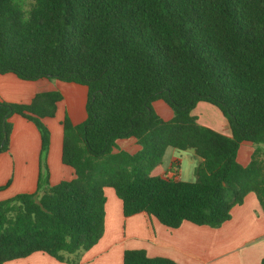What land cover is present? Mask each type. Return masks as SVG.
<instances>
[{
	"label": "trees",
	"instance_id": "16d2710c",
	"mask_svg": "<svg viewBox=\"0 0 264 264\" xmlns=\"http://www.w3.org/2000/svg\"><path fill=\"white\" fill-rule=\"evenodd\" d=\"M8 73L88 93L86 118L62 122L61 160L74 178L55 185L41 161L51 143L44 119L62 94L0 101V155L13 116L41 136L36 191L0 201V264L37 252L77 263L104 235L106 188L125 217L146 213L170 228H220L251 192L264 211V0H0V74ZM159 100L171 119L154 109ZM200 102L222 112L231 136L198 122ZM130 138L135 153L117 148ZM244 142L254 145L247 166L238 161ZM169 148L199 159L195 181L153 174ZM123 264L177 263L133 249Z\"/></svg>",
	"mask_w": 264,
	"mask_h": 264
},
{
	"label": "crops",
	"instance_id": "0c3cea01",
	"mask_svg": "<svg viewBox=\"0 0 264 264\" xmlns=\"http://www.w3.org/2000/svg\"><path fill=\"white\" fill-rule=\"evenodd\" d=\"M53 89V83L46 78L24 81L13 73L0 74V100L29 104L37 94L55 91ZM63 100L64 98L57 104L56 115L61 111ZM205 103L207 102L198 103L192 112L198 122L231 136L229 123L216 106L218 110L212 108L215 111L212 117L203 114L202 110L207 107L204 106ZM69 115L73 123L84 120L80 109H75ZM11 120L14 128L10 152L14 151V158L11 159L10 152L0 155V183H4L11 173L15 177L12 189L0 195V200L21 192H35L41 167V136L37 127L21 116L16 115ZM44 122L48 127L52 124V120L48 118ZM57 133V148L54 149L56 139L53 135L47 160L51 185L74 177V170L64 165L61 160L63 127L60 122ZM126 140V146H137L135 139ZM138 149L132 152L126 147L125 150L135 153ZM253 151V144L242 143L238 153L241 165L249 164ZM181 162V158L174 156L169 170L164 171L165 175L161 176L176 175L177 179L182 180ZM155 171L153 174L157 175ZM105 193L107 202L104 235L96 245L81 254L77 263L58 261L48 254L37 252L5 264H123L124 252L133 249L145 250L150 257L168 258L177 264H261L264 258V211L253 192L246 196L242 205L232 209V218L220 228L200 226L189 221L183 222L178 228H170L146 213L125 217L122 201L114 190L106 188Z\"/></svg>",
	"mask_w": 264,
	"mask_h": 264
},
{
	"label": "rangeland",
	"instance_id": "374dc122",
	"mask_svg": "<svg viewBox=\"0 0 264 264\" xmlns=\"http://www.w3.org/2000/svg\"><path fill=\"white\" fill-rule=\"evenodd\" d=\"M2 75H4V74H2ZM50 81L53 83V87H54L53 90L60 92L64 98L63 102L61 103L62 104L61 105V111L59 112V114L55 115L52 118H48V119L52 120V124L50 125L51 128L48 127V125L45 123L51 132V142H52V136L53 135L56 139V145L54 148V149H56L57 144H58L57 143L58 142L57 125L59 124V122L61 124L64 121L65 117H68L71 119V116L69 115V113L72 114L75 109H80L81 114L84 115L83 119L86 118L85 106H86L87 93L88 92H87V88L83 85L66 83L63 81L55 80V79H52ZM0 101H6V100H0ZM6 102H9V101H6ZM10 103H15V102H10ZM205 104L206 105H204V106H207V107L204 108V110H202V112H204L203 114L204 115H210L212 117L213 114L215 113L214 109H212V108H216V107L212 104H209V103H205ZM154 109L164 119H169L174 115L172 109L162 100L154 103ZM13 117H15V116H13ZM166 117H169V118H166ZM11 123H12V126L14 128V122L12 120H11ZM127 142L128 141L126 139L117 141V148L125 150L127 147V148L131 149L130 151H132V152L135 151V149L139 148V145H137L135 148H133V145H131L130 147L126 146ZM50 145H51V143H50ZM49 150H48V153H49ZM9 152H10V149L6 153H9ZM13 152L12 151L10 152V156H12L11 159L14 158ZM48 153H47V155H45V158H42V160H41V156H40V160L42 161V163L45 161L47 162ZM194 155L195 154H193L192 151H179V150H176L174 148H169V149H167V151L163 157L162 164L160 166H158L157 168H155L156 171L154 173L157 175H160V176L165 175V174H163L164 171L169 170L170 165L174 159V156H177V157L181 158V160H182V162L180 164L181 173L183 174L182 180L188 181V182H193L196 179L195 171H196V167L199 163V159L196 158ZM44 167L45 166H43V171H44L43 173L45 175L47 173L45 172ZM49 170H50V168H49ZM14 177H15V174L11 173L9 175L8 179L4 183H0V195L8 193L12 189L13 183H14ZM175 177H176V175H175ZM21 193H33V192H21ZM21 193H18V194H21ZM18 194H15L12 197H15ZM12 197H10V198H12ZM10 198H5L2 200H7ZM2 200H0V201H2Z\"/></svg>",
	"mask_w": 264,
	"mask_h": 264
}]
</instances>
